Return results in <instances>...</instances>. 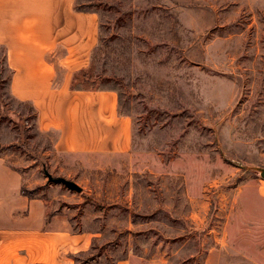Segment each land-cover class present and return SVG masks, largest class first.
Returning <instances> with one entry per match:
<instances>
[{
    "label": "rangeland",
    "instance_id": "1",
    "mask_svg": "<svg viewBox=\"0 0 264 264\" xmlns=\"http://www.w3.org/2000/svg\"><path fill=\"white\" fill-rule=\"evenodd\" d=\"M75 6L99 17L76 87L86 76L83 85L118 92L132 148L57 149V132L39 129L33 105L11 93L0 45V156L22 172L23 194L54 199L74 231L101 233L75 264L129 254L133 264H264V0Z\"/></svg>",
    "mask_w": 264,
    "mask_h": 264
},
{
    "label": "crops",
    "instance_id": "2",
    "mask_svg": "<svg viewBox=\"0 0 264 264\" xmlns=\"http://www.w3.org/2000/svg\"><path fill=\"white\" fill-rule=\"evenodd\" d=\"M75 1L0 0L10 91L33 105L39 129L57 132V149L127 153L133 122L121 111L118 92L72 87L99 42L98 15ZM58 70L61 80L55 83ZM23 185L22 172L0 156V264H75V255L89 251L101 233L74 231L72 217L56 210L54 199L30 198ZM115 264H133L132 254Z\"/></svg>",
    "mask_w": 264,
    "mask_h": 264
},
{
    "label": "water",
    "instance_id": "3",
    "mask_svg": "<svg viewBox=\"0 0 264 264\" xmlns=\"http://www.w3.org/2000/svg\"><path fill=\"white\" fill-rule=\"evenodd\" d=\"M45 173L48 176L49 182L61 183L67 186L71 190H76L78 192L82 191V187L72 180H68L64 177H55L47 169H45ZM263 176H264V172H263Z\"/></svg>",
    "mask_w": 264,
    "mask_h": 264
},
{
    "label": "trees",
    "instance_id": "4",
    "mask_svg": "<svg viewBox=\"0 0 264 264\" xmlns=\"http://www.w3.org/2000/svg\"><path fill=\"white\" fill-rule=\"evenodd\" d=\"M88 69V68H87ZM87 69H84V70H87ZM81 71H83V70H81ZM81 71H79V72H81ZM79 72H77V73H75V75H74V77H73V84H72V87H74V88H76V86H77V77L79 76ZM87 78H86V76L84 77L83 76V81H81L80 83L82 84V85H80L81 87L80 88H82V89H97V88H95V87H90V86H86V85H83V84H85V83H87Z\"/></svg>",
    "mask_w": 264,
    "mask_h": 264
}]
</instances>
